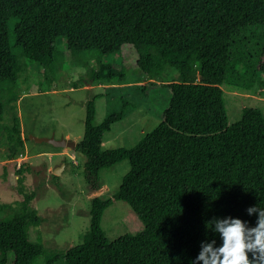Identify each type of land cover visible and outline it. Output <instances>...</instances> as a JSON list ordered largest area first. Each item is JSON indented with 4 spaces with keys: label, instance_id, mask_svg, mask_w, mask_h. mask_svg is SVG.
<instances>
[{
    "label": "trees",
    "instance_id": "16d2710c",
    "mask_svg": "<svg viewBox=\"0 0 264 264\" xmlns=\"http://www.w3.org/2000/svg\"><path fill=\"white\" fill-rule=\"evenodd\" d=\"M256 24H264V0H0V160L15 159L25 148L15 105L18 52L46 69L60 37L74 52H120L147 76L140 85L170 94L151 133L132 148L111 150L102 149L105 133L138 105L123 102L121 111L97 125L95 101H88L84 138L76 148L86 158L88 183L100 189V170L126 159L131 169L114 199L93 197L84 242L64 252L47 253L31 237L43 218L33 205L36 193L25 191L32 168L23 159L16 170L23 199L8 203L9 214L0 218V264H35L42 256L48 264L61 257L68 264H191L202 241L222 243L207 221L231 216L255 226L257 214L246 210L264 208V112L244 107L242 119L229 125L222 85L241 77L231 69L236 41ZM258 66L264 73V45ZM123 67L103 63L92 77L122 80ZM114 200L142 217L144 232L109 240L102 219Z\"/></svg>",
    "mask_w": 264,
    "mask_h": 264
},
{
    "label": "rangeland",
    "instance_id": "374dc122",
    "mask_svg": "<svg viewBox=\"0 0 264 264\" xmlns=\"http://www.w3.org/2000/svg\"><path fill=\"white\" fill-rule=\"evenodd\" d=\"M9 29L14 44V20ZM263 45L264 24L248 26L236 41L233 55L234 58L236 54V58L231 69L241 77L235 76L233 80L229 77L222 85L229 125L242 119L244 107H256L264 112V73L258 66ZM14 51L19 50L15 47ZM18 55L22 70L15 89V105L25 148L15 159L0 160V218L9 214L8 203L23 199L16 170L23 159H27L32 171L28 174L25 191L36 193L33 205L43 218L40 225L32 226L31 237L41 243L47 253L64 252L84 242L91 227L93 197L114 199L131 163L126 159L103 167L100 170L103 185L96 190L88 183L86 158L80 150L57 147L47 141H37L33 136L74 139L78 143L84 138L89 100L96 104L97 125L109 113L121 111L123 102H128L138 107L105 133L102 149L132 148L162 122L170 94L164 87L140 85L148 82L147 76L127 64L120 52H74L65 37L58 38L55 60L47 69L41 63L24 58L21 52ZM103 63H124V79L113 82L94 79L93 71ZM170 73L177 75L175 69ZM4 101L7 107L9 103ZM11 116L7 108L4 122L9 123ZM102 225L111 241L145 231L142 217L123 200H114L105 210ZM35 264L48 263L42 256ZM52 264L68 263L61 257Z\"/></svg>",
    "mask_w": 264,
    "mask_h": 264
},
{
    "label": "clouds",
    "instance_id": "9594fccd",
    "mask_svg": "<svg viewBox=\"0 0 264 264\" xmlns=\"http://www.w3.org/2000/svg\"><path fill=\"white\" fill-rule=\"evenodd\" d=\"M246 211L250 216L257 214L255 226L231 216L207 221L206 228L217 233L222 243L202 241L191 264H264V208L250 206Z\"/></svg>",
    "mask_w": 264,
    "mask_h": 264
},
{
    "label": "water",
    "instance_id": "95a60500",
    "mask_svg": "<svg viewBox=\"0 0 264 264\" xmlns=\"http://www.w3.org/2000/svg\"><path fill=\"white\" fill-rule=\"evenodd\" d=\"M33 138L37 141H47L52 143L57 147H66L69 149H76L77 148V141L74 139H67V138H56L54 136L50 137H37L33 136ZM59 172V171H57Z\"/></svg>",
    "mask_w": 264,
    "mask_h": 264
},
{
    "label": "crops",
    "instance_id": "0c3cea01",
    "mask_svg": "<svg viewBox=\"0 0 264 264\" xmlns=\"http://www.w3.org/2000/svg\"><path fill=\"white\" fill-rule=\"evenodd\" d=\"M23 136H24V134H23ZM65 152V151H64Z\"/></svg>",
    "mask_w": 264,
    "mask_h": 264
},
{
    "label": "built area",
    "instance_id": "2783aa9c",
    "mask_svg": "<svg viewBox=\"0 0 264 264\" xmlns=\"http://www.w3.org/2000/svg\"><path fill=\"white\" fill-rule=\"evenodd\" d=\"M20 165V164H19Z\"/></svg>",
    "mask_w": 264,
    "mask_h": 264
}]
</instances>
